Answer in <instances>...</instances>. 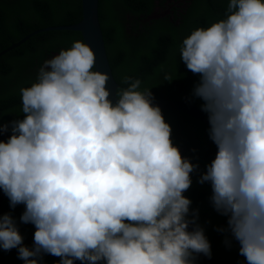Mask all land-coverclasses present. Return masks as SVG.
<instances>
[{"label": "clouds", "instance_id": "1", "mask_svg": "<svg viewBox=\"0 0 264 264\" xmlns=\"http://www.w3.org/2000/svg\"><path fill=\"white\" fill-rule=\"evenodd\" d=\"M181 60L199 82L217 153L200 183L247 264H264V0H229L227 16L182 42ZM92 48L75 41L46 60L21 89L22 120L0 140V189L25 206L35 226L23 244L15 220L0 214V249L24 264L43 254L89 264H194L211 256L204 230L189 218L198 165L172 143L171 127L149 89L132 80L115 104ZM165 80L171 81L172 78ZM9 124L0 123V134ZM192 225L191 230L189 225Z\"/></svg>", "mask_w": 264, "mask_h": 264}, {"label": "trees", "instance_id": "2", "mask_svg": "<svg viewBox=\"0 0 264 264\" xmlns=\"http://www.w3.org/2000/svg\"><path fill=\"white\" fill-rule=\"evenodd\" d=\"M155 1L98 0V20L106 54L112 75L119 84L116 95L119 97L132 80L139 79L140 90L149 89L153 99L187 98L201 108L203 101L193 95L199 75L187 69L181 60L180 49L184 38L193 30L225 19L229 0H184L183 6L174 9L176 22L170 18L171 13L156 15ZM80 18V0H0V52L34 30L73 24ZM77 40L83 42L77 30H44L0 54V123L11 117L15 120L24 118L21 89L36 82L38 71L46 60L61 50L70 49ZM161 112L171 127L172 143L183 157L198 165L190 173L191 186L182 193L191 200L189 218L193 212L196 213V223L203 228L210 243L230 244V247L223 248L221 254L242 258L239 252L235 255L234 251L238 241L216 234L218 220L210 201L211 184L198 182L217 153V146L209 137L210 128L176 109H161ZM23 206L17 204L14 208L10 207L5 196L0 211V214L16 213L12 218L18 230L23 227L19 218ZM25 226L24 230L30 231L31 223ZM53 259L58 262L60 257Z\"/></svg>", "mask_w": 264, "mask_h": 264}, {"label": "water", "instance_id": "3", "mask_svg": "<svg viewBox=\"0 0 264 264\" xmlns=\"http://www.w3.org/2000/svg\"><path fill=\"white\" fill-rule=\"evenodd\" d=\"M80 3H81V18L78 22L68 25H53V26H46L43 28H39L25 35L18 42L11 44L7 49L17 46L18 44L23 42L26 38H28L30 35L39 31L54 30V29H72L79 31L82 36L83 42L87 43L95 53L96 64L94 65L93 71L98 70L101 72H106L109 75V80L106 84V87L110 93L109 99L112 101L113 104H115L116 101L118 100V96L116 95V90L119 87V84L115 81L108 62L103 35L98 20V12H97L98 0H80ZM4 51H2L1 53H3ZM152 103L154 105L159 106L160 109H176L182 111L202 121L210 128L207 113L202 111L200 107L191 103L187 98H183V99L154 98L152 99ZM191 228L192 225L190 224L189 229L191 230ZM197 258L201 262V264H230V263H221L219 261H215L212 257H207L203 254H198ZM75 263L76 261H74V264Z\"/></svg>", "mask_w": 264, "mask_h": 264}, {"label": "flooded vegetation", "instance_id": "4", "mask_svg": "<svg viewBox=\"0 0 264 264\" xmlns=\"http://www.w3.org/2000/svg\"><path fill=\"white\" fill-rule=\"evenodd\" d=\"M185 3L184 0H156L155 1V8H154V12L157 16H163L166 15L167 13H171L170 18L172 20H175V22L177 21L175 19V16L173 15L174 9H178L181 6H183ZM11 6L13 7V5L11 4ZM14 8V7H13ZM154 14V16H156ZM18 42V41H17ZM16 43V42H14ZM13 44V43H12ZM7 49V48H6ZM5 48L2 51L6 50ZM0 52V53H1ZM5 52V51H4ZM15 120L13 117H11L10 119H8L7 121H4V124H9L10 121ZM11 134V126L9 124V129L8 131L4 132L3 134H0V140L3 141H7L9 136ZM5 194L3 193V190L0 189V211H2L3 209V203H4V198H5ZM25 206H23L21 208L20 211H24ZM213 213L217 216L218 220V227H217V232L216 234L221 235L223 234V236H231L230 232L227 231H219L218 229H226L227 228V216L221 215L219 214L215 209L213 211ZM16 213L11 212V216L13 217ZM192 217V216H191ZM190 217V218H191ZM20 218V215H19ZM28 223H23V227L19 228V232L23 237V244L29 248H31L33 246V234L35 231V226L33 224H31V229L30 231H25V225ZM24 234H26V237L24 238ZM226 239V238H225ZM221 242V240H220ZM211 246V256L215 261H219L221 263H230V264H247V261L244 257L240 258V256L236 255L239 252V245H234V251H235V255L233 258H230L226 255L221 254V251L223 250V248H228L230 247L229 243H218V244H213L210 243ZM55 256H52L50 254H43L42 258H40L39 264H59L58 262L54 261ZM76 261L75 264H89V262L85 261V262H81L79 260H74ZM0 264H24V261L21 260L18 257V252L16 248H13L11 250L5 251L3 249H0ZM99 264H104L103 261L99 262ZM194 264H201V262L198 260L197 256L196 259L194 261Z\"/></svg>", "mask_w": 264, "mask_h": 264}]
</instances>
